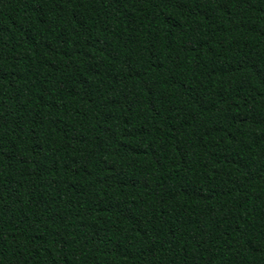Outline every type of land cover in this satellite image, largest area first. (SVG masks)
Here are the masks:
<instances>
[{
	"label": "trees",
	"instance_id": "1",
	"mask_svg": "<svg viewBox=\"0 0 264 264\" xmlns=\"http://www.w3.org/2000/svg\"><path fill=\"white\" fill-rule=\"evenodd\" d=\"M0 264H264V0H0Z\"/></svg>",
	"mask_w": 264,
	"mask_h": 264
}]
</instances>
